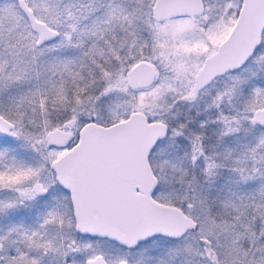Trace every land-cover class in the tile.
Wrapping results in <instances>:
<instances>
[{
  "label": "snow or ice",
  "instance_id": "obj_1",
  "mask_svg": "<svg viewBox=\"0 0 264 264\" xmlns=\"http://www.w3.org/2000/svg\"><path fill=\"white\" fill-rule=\"evenodd\" d=\"M0 264H264V0H0Z\"/></svg>",
  "mask_w": 264,
  "mask_h": 264
}]
</instances>
